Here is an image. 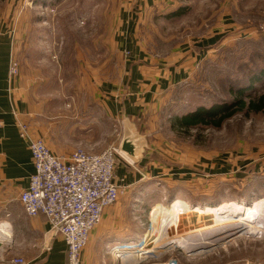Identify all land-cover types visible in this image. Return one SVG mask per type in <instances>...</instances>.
I'll return each mask as SVG.
<instances>
[{
	"label": "rangeland",
	"instance_id": "374dc122",
	"mask_svg": "<svg viewBox=\"0 0 264 264\" xmlns=\"http://www.w3.org/2000/svg\"><path fill=\"white\" fill-rule=\"evenodd\" d=\"M121 5L120 0H0V36L15 37L11 66L19 74L14 77L59 86L43 90V96L52 93L60 104L69 103L70 117L84 121L87 130L84 138L74 137L76 149L99 154L116 148L117 167L128 166L135 177L121 186L120 195L128 209L127 230L147 235L132 242L140 246L148 239L146 255L121 256L114 249V260L264 264V211L255 219L228 213L227 222H233L219 226L222 216L182 213L174 226L163 213L155 216L176 200L201 209L264 201V113L236 114L218 129L178 125L200 109L233 104V90L247 89V100L264 95V0H181L175 11L153 13L141 23L134 44L117 37ZM144 58L158 72L171 67L173 83L160 90L148 86L147 99L137 103L141 87L129 67L144 64ZM94 94L101 97L96 119L89 107ZM109 100L118 105L113 114ZM124 106L139 139V163L119 151Z\"/></svg>",
	"mask_w": 264,
	"mask_h": 264
},
{
	"label": "crops",
	"instance_id": "0c3cea01",
	"mask_svg": "<svg viewBox=\"0 0 264 264\" xmlns=\"http://www.w3.org/2000/svg\"><path fill=\"white\" fill-rule=\"evenodd\" d=\"M120 1V31L116 36L134 44L141 23L147 22L153 13L167 15L175 11L181 0ZM14 46L15 37L0 36V264H12V260L16 258L24 259L25 264H68L64 240L58 235L52 237L45 216H26L19 201L21 193L29 185L30 177L35 173V168L28 143L20 137L18 125L28 124L35 138H43L54 154L65 157L77 150L79 143L73 141L74 137L84 138L87 128L84 121L70 117L67 112L71 107L69 103L65 104L62 100L64 102L60 104L59 100L55 99L57 96L52 93L44 98L42 91L48 92L49 88L57 86L56 84L43 86L36 79L26 83L22 74L17 78L10 74ZM130 56L131 61L136 59L133 53ZM144 59V64L129 67V75L141 87L142 93H138L139 96L135 100L137 103H143L147 99V96H143V91H148V86L149 89L160 90L173 83L169 71L171 67L158 72L157 68L149 63L148 58ZM145 80H149V83L146 84ZM100 88L101 86L98 88L99 92ZM97 98L99 99L96 100ZM100 98V95L94 94L91 106L89 105L93 115L91 117L95 119V114L98 113L96 107L99 111L101 107ZM108 105L110 113L113 114V110L118 107L117 102L109 100ZM122 114L123 117L127 115L132 119L125 106ZM91 131L93 133L95 128H91ZM130 172L131 168L128 166L118 167L116 181L120 187L135 179ZM127 211L126 202L120 195L119 202L105 210L102 222L92 231L89 243L82 252V264H119L117 257L114 260L112 256L114 247L133 244V240L147 236L143 232L133 234L127 230ZM120 254L127 255L123 252Z\"/></svg>",
	"mask_w": 264,
	"mask_h": 264
},
{
	"label": "built area",
	"instance_id": "2783aa9c",
	"mask_svg": "<svg viewBox=\"0 0 264 264\" xmlns=\"http://www.w3.org/2000/svg\"><path fill=\"white\" fill-rule=\"evenodd\" d=\"M10 74H19L13 62ZM18 127L20 137L28 143L35 168L19 198L22 208L30 218L45 216L51 231L67 246L68 264H82V252L92 231L102 222L105 210L119 202L118 151L108 148L92 154L77 149L68 157L59 156L43 138L32 135L28 124L19 123ZM12 264H25V260L16 258Z\"/></svg>",
	"mask_w": 264,
	"mask_h": 264
},
{
	"label": "bare ground",
	"instance_id": "6f19581e",
	"mask_svg": "<svg viewBox=\"0 0 264 264\" xmlns=\"http://www.w3.org/2000/svg\"><path fill=\"white\" fill-rule=\"evenodd\" d=\"M263 211H264V201H261V200L255 202L254 206H252V207H246V206H244L242 204H239V203H226V204H223V205L220 204V206L215 207V208H206V209H201L199 207L198 208H190L189 206L184 204L181 200H176L175 202H173V204H172L170 209H165V208L164 209H160V210H158L155 213V216L157 217V216H159V214L163 213V216L165 217V219H169L170 225H173V226L175 224H177V221L180 219V215L182 213H186V214L194 213V214H199L201 216H203V215H212V216L216 217V219H221L220 217L222 216L221 221H217L216 222L217 226H219V224L222 225L223 223L226 224V223L233 222V221H230V220H229V222H227L228 219H226L227 217L224 216V215H227L228 213H230L232 215L234 213H236V214H240L241 216H245L246 218H249V219H252V218L255 219V218H257V216L258 217L261 216L262 215L261 213ZM230 214H228V215H230ZM240 221H242V220H240ZM161 233H162V231H161ZM154 237H155V235H154ZM146 242H148V239L144 240L143 243L140 246H138V245L135 246V244H126L123 247H119V246H122V245H119V246H116L114 248L118 250L117 253H122V252L123 253H131L133 256H137L140 251H145L146 250L145 249L147 247V243ZM174 243H176V242H174ZM186 246H187V244H186Z\"/></svg>",
	"mask_w": 264,
	"mask_h": 264
},
{
	"label": "trees",
	"instance_id": "16d2710c",
	"mask_svg": "<svg viewBox=\"0 0 264 264\" xmlns=\"http://www.w3.org/2000/svg\"><path fill=\"white\" fill-rule=\"evenodd\" d=\"M255 80H253L254 82ZM247 90V89H245ZM245 90L231 93L234 95V102L231 105L215 106L210 110L200 109L194 114L183 117L178 121L181 128L214 127L221 128L222 125L233 116L239 113L259 114L264 113V95L258 99H244Z\"/></svg>",
	"mask_w": 264,
	"mask_h": 264
},
{
	"label": "water",
	"instance_id": "95a60500",
	"mask_svg": "<svg viewBox=\"0 0 264 264\" xmlns=\"http://www.w3.org/2000/svg\"><path fill=\"white\" fill-rule=\"evenodd\" d=\"M123 123L125 126V136L120 144L119 151L123 155H125L130 161L134 163H139L141 162L139 160V146L137 144L139 139L134 133L136 131L133 129V124L131 123L130 118L127 115H124ZM52 235V237H55L56 232H52Z\"/></svg>",
	"mask_w": 264,
	"mask_h": 264
}]
</instances>
